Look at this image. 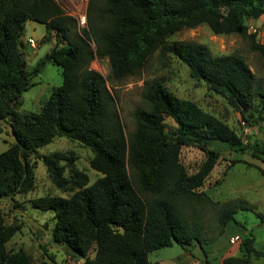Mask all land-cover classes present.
<instances>
[{
  "label": "trees",
  "instance_id": "16d2710c",
  "mask_svg": "<svg viewBox=\"0 0 264 264\" xmlns=\"http://www.w3.org/2000/svg\"><path fill=\"white\" fill-rule=\"evenodd\" d=\"M263 15L264 0H89L94 51L85 39L73 36L76 19L56 0H0V121L9 122L16 138L0 152V199L32 189L35 177L29 157L38 155L57 187L75 191L68 197L46 195L32 202L41 210L54 211V239L84 263L162 264L151 261L149 253L178 244L193 256V241L204 254L200 264H251L253 258L264 257V246L257 248L255 234L248 232L240 238L241 255L210 258L205 244L216 236L206 239L204 227L195 219V206L192 212L185 208L192 202L215 203L200 190L224 150L214 139L228 141L235 151L251 149L252 156L263 162L264 139L246 142L222 119L174 94L161 79L146 82L142 97L148 108L135 109L136 127L126 136L106 77L90 67L94 58L107 57L109 77L118 80L139 74L157 50L169 52L189 67L191 77L225 97L245 121L255 114L259 121L264 118V88L243 55L213 54L204 43L169 38L205 23L215 33L251 38V48L264 55V43L247 24ZM28 20L44 23L47 37L56 32V44L30 71L21 50ZM49 62L62 68V85L52 89L39 111L18 112L23 92ZM167 116L177 124L171 133L165 129ZM55 135L90 149V166L102 176L92 183L77 169L66 176L59 161L73 160L72 156L40 155L39 149ZM185 146L205 152L192 173L181 158ZM238 209L254 206L242 201L222 206L216 235L239 223ZM256 215L264 224V212ZM20 228L7 224L0 211V264H34L24 249H7L6 243ZM36 264L57 263L49 256Z\"/></svg>",
  "mask_w": 264,
  "mask_h": 264
},
{
  "label": "rangeland",
  "instance_id": "374dc122",
  "mask_svg": "<svg viewBox=\"0 0 264 264\" xmlns=\"http://www.w3.org/2000/svg\"><path fill=\"white\" fill-rule=\"evenodd\" d=\"M67 15L76 19L73 36L85 39L95 51L96 44L90 32L88 20L89 0H56ZM86 13V24L80 25L77 17ZM249 32L256 33V39L264 43V19H249ZM89 32V36L84 31ZM53 30L46 36V26L42 22L28 20L25 23L21 45L26 59L27 70H32L37 62L46 56L56 44V35ZM33 37L37 41V50L32 53L27 39ZM190 40L206 44L213 54L239 53L245 57L255 73L259 84L264 88V55L251 48V38L238 33H215L207 24L202 23L192 28H183L173 34L169 41ZM21 42V43H22ZM67 42L62 39V45ZM32 54V56H30ZM30 56V57H28ZM90 67L100 72L107 79V86L115 99V105L121 118L126 136L135 130L134 111L136 108H148L143 100L146 82L161 79L170 91L181 98L195 101L204 110L226 122L248 143L256 139H264V118L257 121L258 116L251 115L245 121L228 100L220 94L210 90L203 81L191 77L189 67L175 55L157 50L147 61L139 74L122 79H110V63L107 57L94 58ZM35 84L24 91L20 103L16 107L18 112L39 111L48 99L51 90L63 83L62 68L51 62L47 63L38 76ZM40 100V101H39ZM259 105L261 102H259ZM262 104V103H261ZM263 108L264 117V103ZM165 129L171 133L176 128V122L169 116L164 120ZM260 133L262 138L258 136ZM16 141L8 121H0V152L8 149ZM53 152H62L72 156L73 160L64 159L59 163L65 167V175L70 176L74 169L87 173L90 183L102 176V173L91 168L89 160L92 156L90 149L76 140L65 136H57L47 145L39 149L40 155H51ZM181 158L190 173L195 172L205 159V152L196 146L183 147ZM29 163L34 173V184L26 193H16L0 199V211L7 224L20 225L21 228L6 243L9 251L24 249L30 256L32 263H39L43 259L53 257L57 264H78L84 260L70 249L57 242L53 237L56 216L53 210H41L34 206L32 200L46 195L68 197L75 189L59 188L51 180L48 169L38 155H31ZM207 193L213 202H192L186 204L187 212H192V205L197 210L196 220L204 227L208 255L212 259L221 260L228 255H241L240 239L244 233L253 232L256 236L257 247L264 246V224L256 215L257 211L264 212V162L251 154V149L235 151L230 148L220 152V159L207 178L205 185L200 189ZM242 201L254 206L253 210L238 209L235 217L239 223H233L226 228L222 235L218 231V212L222 206ZM218 202V203H217ZM238 239L232 240L231 237ZM54 239L55 241H52ZM191 251H186L178 244L161 247L149 253L151 261H160L162 264H179L182 254L188 252L190 258L203 259L204 254L192 242ZM189 248V249H190ZM199 251H198V250ZM201 251V252H200ZM93 254V253H91ZM182 263V262H181ZM251 264H264V257L253 258Z\"/></svg>",
  "mask_w": 264,
  "mask_h": 264
},
{
  "label": "crops",
  "instance_id": "0c3cea01",
  "mask_svg": "<svg viewBox=\"0 0 264 264\" xmlns=\"http://www.w3.org/2000/svg\"><path fill=\"white\" fill-rule=\"evenodd\" d=\"M261 19H264V15L262 16V17H260L259 18V21L261 20ZM24 35V34H23ZM22 40H23V36H22ZM24 43L22 42V46H24L23 45ZM30 48H32V53H34L36 50H37V47L36 48H33V47H31L30 45H28ZM30 56H32V54L30 55ZM30 56H28V57H30ZM26 59H27V57H25V61H26ZM52 91V90H51ZM51 93V92H50ZM40 101V100H39ZM231 225V224H230ZM230 225L228 226V228H230ZM227 228V229H228ZM233 237H235V236H233ZM233 237H231V239L233 238ZM240 239V238H239ZM256 247H257V241H256ZM197 248H200L199 246H197ZM258 248V247H257ZM201 249V248H200ZM259 249H262V248H259ZM198 250V249H197ZM199 251V250H198ZM201 252V251H200ZM179 259V264H200V259H196V258H194V259H191L190 258V254L188 253V252H186L185 251V253L184 254H182L181 256H180V258H178ZM182 262V263H181Z\"/></svg>",
  "mask_w": 264,
  "mask_h": 264
},
{
  "label": "built area",
  "instance_id": "2783aa9c",
  "mask_svg": "<svg viewBox=\"0 0 264 264\" xmlns=\"http://www.w3.org/2000/svg\"><path fill=\"white\" fill-rule=\"evenodd\" d=\"M86 1V0H85ZM86 13H81L79 14V16L77 17V20L79 21V24L80 25H85L86 24ZM27 43L33 47V48H36L37 47V41L33 38V37H29L27 39ZM235 239H238L237 237H233L232 240H235ZM78 264H83L82 261H78Z\"/></svg>",
  "mask_w": 264,
  "mask_h": 264
},
{
  "label": "water",
  "instance_id": "95a60500",
  "mask_svg": "<svg viewBox=\"0 0 264 264\" xmlns=\"http://www.w3.org/2000/svg\"><path fill=\"white\" fill-rule=\"evenodd\" d=\"M58 135H55L53 137V139H55ZM259 138H262L263 135L260 133V135L258 136ZM214 143L219 146V147H222L224 150L225 149H228L229 148V142L228 141H225V140H222V139H214ZM52 241H55L54 239H52ZM84 264H87V263H84Z\"/></svg>",
  "mask_w": 264,
  "mask_h": 264
}]
</instances>
